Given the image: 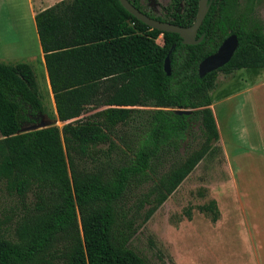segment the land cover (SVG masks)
<instances>
[{"label": "trees", "instance_id": "obj_1", "mask_svg": "<svg viewBox=\"0 0 264 264\" xmlns=\"http://www.w3.org/2000/svg\"><path fill=\"white\" fill-rule=\"evenodd\" d=\"M197 1L184 0V12L167 21L190 25ZM208 2L195 44L150 28L118 0H61L34 14L61 126L19 131L47 113L30 63L0 61V179L19 199L30 191L35 201V213L18 224L13 238L0 234V264H149L127 246L137 208L130 216L123 210L126 193L198 122L200 146L170 164L144 194L142 202L152 204L144 222L218 139L209 107L216 72L264 66L263 27L249 17L254 0ZM230 34L237 40L230 59L198 76V63ZM140 115L137 146L123 142L131 157L117 166L100 162L115 146L117 126L129 127Z\"/></svg>", "mask_w": 264, "mask_h": 264}, {"label": "rangeland", "instance_id": "obj_2", "mask_svg": "<svg viewBox=\"0 0 264 264\" xmlns=\"http://www.w3.org/2000/svg\"><path fill=\"white\" fill-rule=\"evenodd\" d=\"M136 2L145 13L160 19H170L176 11L184 12V0ZM164 6L167 9H163ZM249 17L257 20L264 32V0H254ZM156 41L162 43L161 35ZM29 63L47 113L42 118L59 128L61 122L53 113L44 67L37 58ZM262 80L264 66L236 69L229 74L217 71L209 107L214 115L218 139L211 143L210 151L144 222L141 217L152 205L142 202L144 194L170 164L182 160L200 146L202 137L198 122L192 124L174 148L160 152V160L155 161L154 170L148 172L146 180L126 193L123 210L130 216L137 208L134 232L127 246L149 264H263L264 170L250 171L249 162L254 155L249 153L251 148L246 150L248 138H253L255 132L264 134V88L251 91ZM243 88L249 91L241 93ZM243 104V109L245 106L248 109L244 113L246 124L240 116ZM142 108L152 109L150 106ZM143 118L140 115L129 127L117 126V136L113 137L115 146L107 154L106 151L101 154L98 160L108 166L125 163L132 153H123V142L129 141L132 149L137 146ZM106 146L100 145L104 150ZM239 148H243L245 154L240 155ZM34 202L30 191L19 199L6 187L5 180L0 179V234L13 238L18 224L35 213ZM211 202L213 206H210Z\"/></svg>", "mask_w": 264, "mask_h": 264}, {"label": "crops", "instance_id": "obj_3", "mask_svg": "<svg viewBox=\"0 0 264 264\" xmlns=\"http://www.w3.org/2000/svg\"><path fill=\"white\" fill-rule=\"evenodd\" d=\"M61 0H0V61L12 63L16 61L30 62L31 59H36L43 64L42 53L37 41V35L34 27L33 16L36 12L54 5ZM37 42V46H36ZM31 65V64H30ZM47 79L44 69V79ZM48 84V81H47ZM49 94L52 101L53 113L56 118L55 108L52 100V94ZM264 88V80L259 82L252 90ZM249 89L243 88L240 92H248ZM259 104V108H262ZM241 106L240 116L242 123H245L244 115L248 109H243ZM252 108V106H251ZM44 114L40 115V118ZM53 115V117H54ZM247 115V113H246ZM214 117V115H213ZM43 119V118H42ZM247 149L251 148L249 153L253 154L249 162L250 171L264 170V134L255 132L253 138H248L246 142ZM241 154H245L243 148L238 150ZM264 231V230H263ZM264 238V236H263ZM264 250V245H263ZM264 254V251H263ZM264 264V262H263Z\"/></svg>", "mask_w": 264, "mask_h": 264}, {"label": "water", "instance_id": "obj_4", "mask_svg": "<svg viewBox=\"0 0 264 264\" xmlns=\"http://www.w3.org/2000/svg\"><path fill=\"white\" fill-rule=\"evenodd\" d=\"M120 5L134 18L149 26L159 30L160 32H174L178 34L181 38V42L184 44H195L200 41L201 36L196 38L197 30L204 18V15L208 9V0H198L197 9L194 16L193 22L188 26H178L170 22H165L151 18L150 16L144 14L139 9L134 7L127 0H118ZM237 45V40L234 34H230L218 45L216 50L205 56L197 65L198 76H203L205 73L217 70L222 65H224L231 57L233 51ZM163 70L168 75L170 73L169 60L165 57L163 62ZM186 109H177L175 113H188ZM49 121H45L42 118L38 122L30 124L25 128H21V132L35 130L39 128H44L50 126Z\"/></svg>", "mask_w": 264, "mask_h": 264}, {"label": "flooded vegetation", "instance_id": "obj_5", "mask_svg": "<svg viewBox=\"0 0 264 264\" xmlns=\"http://www.w3.org/2000/svg\"><path fill=\"white\" fill-rule=\"evenodd\" d=\"M127 1L130 2V3H134V4H136L141 12H143L144 14L150 16L149 14L145 13V12L141 9V7H139V5L137 4L136 0H127ZM132 5H133V4H132ZM133 6H134V5H133ZM183 6H184V2H183ZM134 7H135V6H134ZM138 8H137V9H138ZM163 9H167V6H164ZM150 17H151V18H154V19H157V18H158V17H152V16H150ZM170 19H172V17H171ZM170 19H160V18H158L157 20H161V21L168 22L167 20H170ZM196 35H197V33H196Z\"/></svg>", "mask_w": 264, "mask_h": 264}, {"label": "bare ground", "instance_id": "obj_6", "mask_svg": "<svg viewBox=\"0 0 264 264\" xmlns=\"http://www.w3.org/2000/svg\"><path fill=\"white\" fill-rule=\"evenodd\" d=\"M46 79V78H45ZM48 85V84H47Z\"/></svg>", "mask_w": 264, "mask_h": 264}]
</instances>
